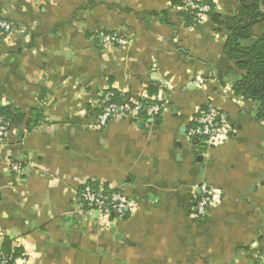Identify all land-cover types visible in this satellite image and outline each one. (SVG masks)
<instances>
[{
  "label": "crops",
  "instance_id": "obj_1",
  "mask_svg": "<svg viewBox=\"0 0 264 264\" xmlns=\"http://www.w3.org/2000/svg\"><path fill=\"white\" fill-rule=\"evenodd\" d=\"M171 1L0 0V102L24 115L0 142V249L11 240L27 264H264V121L233 90L227 30ZM210 1L223 19L240 7ZM111 32L128 45H103ZM109 89L163 111L97 128ZM209 107L232 122L219 146L187 136ZM88 183L123 193L128 216L87 211ZM204 186L215 203L198 218Z\"/></svg>",
  "mask_w": 264,
  "mask_h": 264
},
{
  "label": "built area",
  "instance_id": "obj_2",
  "mask_svg": "<svg viewBox=\"0 0 264 264\" xmlns=\"http://www.w3.org/2000/svg\"><path fill=\"white\" fill-rule=\"evenodd\" d=\"M201 0H183V7L187 11L195 14V23L203 21L212 11L210 5L201 4ZM0 30L11 31L12 25L0 18ZM100 41L105 46H115L123 48L128 45L129 39L115 32L102 33ZM162 97L152 99L145 103H133L128 100L126 95L121 92L108 90L102 97L100 112L97 117V128L106 127L115 120H136L141 113H145L150 119L158 116L164 108ZM4 126V127H1ZM0 142H6L11 130L6 129L7 123L0 118ZM232 122L224 112L209 107L205 111L200 112L193 120L188 130L187 136L198 145L219 146L228 137H230ZM22 165L17 162L11 164V170L19 173ZM202 195L197 205L193 207V214L202 218L210 206L215 203V197L204 186L202 187ZM80 197L87 211L90 213L97 212L105 218L124 219L128 216L132 209V204L128 201L123 193L117 190H107L105 188H96L92 184H85L81 191ZM0 264H27V255L21 253L16 258L7 257L0 251Z\"/></svg>",
  "mask_w": 264,
  "mask_h": 264
},
{
  "label": "trees",
  "instance_id": "obj_3",
  "mask_svg": "<svg viewBox=\"0 0 264 264\" xmlns=\"http://www.w3.org/2000/svg\"><path fill=\"white\" fill-rule=\"evenodd\" d=\"M173 5L183 7V0H172ZM201 4L210 5L209 17L212 22L227 30V39L223 53L244 75L236 79L233 90L237 96L257 104L256 119L264 121V36L254 37L252 32L256 25L264 23V0H239V10L232 16L223 19L214 13V4L210 0H201ZM182 16L188 24L195 23V14L182 9ZM117 93V92H116ZM151 95L156 94L154 88L149 89ZM0 118L7 123L8 130L23 123L24 115L0 102ZM4 127V126H1ZM0 127V128H1ZM1 253L16 258L21 254L19 248H13L11 240H5Z\"/></svg>",
  "mask_w": 264,
  "mask_h": 264
}]
</instances>
